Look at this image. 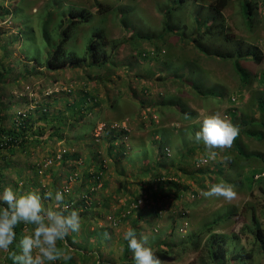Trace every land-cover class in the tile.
Returning a JSON list of instances; mask_svg holds the SVG:
<instances>
[{"label":"rangeland","instance_id":"rangeland-1","mask_svg":"<svg viewBox=\"0 0 264 264\" xmlns=\"http://www.w3.org/2000/svg\"><path fill=\"white\" fill-rule=\"evenodd\" d=\"M48 1L0 0V129L8 139V132L15 122L24 119L21 116L28 120L26 132L18 136L14 144L18 148L7 155L6 162L0 163V169L6 170L2 186H11L21 193L37 192L45 207L54 203L46 196L48 192L54 194L60 190L64 192L65 200L72 196L74 204L81 203L80 191L90 194V199L84 202L88 209L82 210L81 227L75 232L74 243L85 244L87 232L93 228H106L108 235L102 232L97 237V244L96 240H91L92 261L131 264L132 253L125 256L121 245L127 243L123 233L131 227L137 228L138 236L149 238L148 246L162 264H202L203 245L214 236L225 246V256L247 254L251 264H264V257L250 255L256 245L254 230L262 232L264 238V141L240 135L242 152L258 155L257 162L249 160V166H241L245 158L237 155L234 141L229 148L217 149L215 159H209L207 151L206 155L197 151L198 144L193 138L199 130L198 121L203 115L213 113L237 127L241 122L247 124L240 129L264 133V116L259 111V101L264 104V61L260 64L249 59L240 61L245 72L240 76L227 60L196 55L191 48L183 51L185 38L179 37L178 41L177 36L167 35L165 44L157 47L164 50L163 59L174 58V65L141 62L148 73L147 77L144 73L146 83L139 86L134 81L133 71L128 75L125 67L120 65L118 70L112 71V80L106 84L95 83L99 72L85 65L48 71L43 62L49 48L41 38L40 25ZM203 1L199 3L205 7L201 12H207L217 0ZM70 2L94 12L93 0H66L64 6ZM113 2L117 4L115 0ZM169 2L173 7L179 5L175 0ZM257 2L261 8L251 25L243 18L239 0H226L220 16L231 40L243 41L264 54V1ZM20 3L29 17L24 13L15 18L11 13L6 14L19 8ZM121 3L137 7H131V10L142 18L146 30L160 31L166 11L159 9L164 0H121ZM115 16L124 19L126 13L120 8L115 11ZM191 16L187 12L180 22L187 17L191 20ZM53 25L47 29L48 39L53 37ZM107 28L112 39L120 37V31L111 19ZM27 32L31 35H24ZM202 43L214 49L228 47L215 32L209 38L203 37ZM83 44L81 39L71 41L69 48L80 52ZM142 48L148 52L154 49L147 45ZM232 48L230 45L226 50L233 51ZM115 50L114 57L123 62L127 61L125 57L135 53L129 45L118 46ZM35 54L42 65L32 62ZM183 55L185 60L198 56L196 62L202 77H193L182 61L175 60ZM30 63L27 69L24 68ZM199 82L206 88L218 87L216 95L208 97L204 95L206 92L199 93L191 87ZM145 86L148 91H141ZM131 90L137 95L142 93L139 98L144 100L146 107L141 111L139 98H134ZM81 92L97 98L98 105L88 102L86 96L82 99ZM117 103L119 113L113 115L111 108ZM87 106L98 108L95 113H86ZM77 109L78 116H75L72 111ZM64 117L66 120L62 122ZM120 125L127 132L122 141L124 152L133 163L124 160L129 164L124 162L114 166L107 156L106 135L102 131L104 128L119 129ZM198 143L200 147L204 146L202 142ZM117 145L118 142L110 143V153L115 158L118 156ZM103 162L106 172L102 182L94 184L87 174ZM176 166H188L187 177ZM144 167L147 175L141 174ZM197 170L205 173L194 184L192 178H198L194 173ZM215 183L231 185L236 197L229 201L201 195L202 190ZM106 202L108 207L103 209ZM100 204L102 208L99 209ZM135 206L144 208L142 216L134 214ZM125 211L130 217L118 219L117 216H122ZM146 212H149L148 216ZM214 220H217L216 225L211 224ZM31 228L27 226L28 231ZM21 232L18 240L27 234L24 225H21ZM188 237L200 245L191 246L186 240ZM59 242L57 248L67 252ZM164 252L168 255H163ZM7 257L8 253L0 252V264H9L10 259L5 260ZM234 263L237 259L226 260V264Z\"/></svg>","mask_w":264,"mask_h":264},{"label":"trees","instance_id":"trees-1","mask_svg":"<svg viewBox=\"0 0 264 264\" xmlns=\"http://www.w3.org/2000/svg\"><path fill=\"white\" fill-rule=\"evenodd\" d=\"M4 1V0H3ZM66 0H49L44 5V12L43 15L40 18V25L41 28V38L44 42V45L49 48L46 54V60L43 62V65L45 66V69L48 71H56V70H62L69 67H80L85 65V67L98 71V77L94 80L97 84H106L109 83L112 80L113 74L112 71L118 70V66L120 65L122 68L125 67L126 74L130 75V73L133 71L134 73V81L137 82L136 85H140L142 83H146V77H147V69L144 70V66L142 63L145 62H158L163 65H167V67H172L174 64H172L173 59L167 58L163 59L164 50L157 47V45H164L166 42L167 35H175L178 38V41H180L179 37L185 38V47L183 48V51L185 49H192L195 50L196 55H201L204 57H217L222 59L223 61H228L232 64L233 68L238 72L240 76H244L245 72L243 68L240 66L239 62L245 59H249L255 64H260L264 61V54L259 52L256 47L250 46L245 44L243 41L240 40H231L229 37V33H227V28L225 26V21L221 18V10L226 6V0H217L216 3H213L212 6L209 7V10L207 12H201L202 7L205 9L204 6H200V2H204L203 0H175L178 1V6L175 5L173 7V3H170L169 0H164V5H160L159 11H166L164 12V17L162 18V26L160 31H157L156 29L152 31L146 30V26H144V21L142 18H140L139 15H136L135 12L131 10V7H136L135 5L125 4L121 3V0H115L117 4L111 0H93V3L91 4L92 9H94V14L86 9L85 6H79L75 3H69L67 6H64ZM242 2L241 9L243 18L246 22H248L250 25L252 21L255 19V16L259 13V9L261 7L258 6V0H239ZM264 1V0H263ZM264 3V2H263ZM20 7L14 9L13 11H7L6 14L11 13L12 17L15 18L18 15L22 16L24 13L25 17H29L26 13V9L22 6V3H20ZM205 5V4H203ZM264 5V4H263ZM123 8L124 12L126 13V16L124 19L116 18L115 11L117 9ZM137 8V7H136ZM197 9H199L197 11ZM192 10V11H191ZM175 12V13H174ZM188 12V14L191 16V20H189V17H187L184 21L188 22H180V19ZM183 14V15H180ZM193 15H195L193 17ZM18 16V17H19ZM177 16V17H175ZM193 17V18H192ZM109 19H111L117 28L120 31V37L116 40L112 39L109 36L108 28H107V22H109ZM132 21L136 22L133 23ZM176 22V23H173ZM52 23L54 29L53 37L51 39H48L46 36V32L48 28H51ZM137 23L140 24V26H137ZM210 26L208 27V24ZM133 26H135V29ZM204 28V29H203ZM136 30V31H134ZM82 32L79 34L78 32ZM216 33L217 35L221 36L222 40L225 42L223 45H227L228 47L223 48L221 46H217V49H214L212 47H209L207 44L202 43V38L207 37L209 38V35L211 33ZM180 33H183V35L180 36ZM31 35L30 32L24 33V35ZM228 34V37H227ZM79 39L84 41L82 51L76 52L69 48V42L71 41H78ZM143 42V43H142ZM227 43V44H226ZM132 46V48L135 49V53L130 54L129 57H125L127 61L123 62L120 60H117L114 57V51L115 49L120 46ZM144 45L153 47L154 49L152 51H145L142 47ZM230 45L233 46L232 50H226L230 48ZM141 47V48H140ZM221 47V48H219ZM110 49V50H108ZM163 51V53H162ZM4 57V56H3ZM183 57V58H182ZM198 56L193 60H185L184 55L181 56V58L177 57L175 60L182 61L183 64L188 67V72L190 75H193V77H202L199 67H198ZM177 61V62H178ZM32 62H34L37 65H42V63L39 60V56L37 54L34 55ZM142 62V63H141ZM31 65L27 64L24 66V68L27 69V67ZM34 70V66L31 68V71ZM143 71V72H142ZM146 77H145V74ZM199 75V76H198ZM132 76V75H131ZM200 79V78H199ZM242 80V79H241ZM162 81V80H161ZM200 83V82H199ZM243 83V82H242ZM114 84H110L111 87ZM191 87H193L195 90H197L199 93H204L205 96L208 97H214L216 94L215 92L218 91V87L212 86L211 88H206L205 85H202L201 83L197 85L196 83L193 84ZM141 89V88H140ZM143 92H147L148 89L145 87H142ZM82 99L87 97L88 102L98 105L96 102V99L93 98L89 93L81 92ZM131 95L138 99L139 96L142 95L140 93L137 95V92L135 90H131ZM79 101V100H78ZM139 110L141 111L146 107V104H144V100L139 98ZM87 102V103H88ZM96 104H95V103ZM168 101L167 103H169ZM82 102L79 101V104ZM86 108V113H95V110L98 107H89ZM113 115L117 114L118 111V103L116 105H112ZM121 110V109H120ZM259 111L261 115L264 116V104L259 101ZM74 115L78 116V109L76 112L74 110L72 111ZM81 116V115H80ZM23 120L20 122L16 121L14 124V128L9 131L8 139L4 137L3 131L0 129V163L6 162V157L8 154H13L14 151L18 148L16 145H14L18 139V136L22 135L27 130V123L28 120L25 118V116H21ZM82 117V116H81ZM263 118H261L262 120ZM66 120V117H64L61 121L64 122ZM262 123V122H260ZM264 124V122H263ZM240 126H246L244 122H241L239 124ZM251 125V124H250ZM234 126L237 127L235 124ZM239 129V134L234 140V146L237 151V155L239 157H244L245 160L241 164L245 166H249V160H252L254 162L258 161V155L256 154H244L240 147V135H244L246 138H252L256 141H264V133L260 132V130H254L249 131L248 129ZM92 128V127H91ZM119 129L116 128H107L103 129V133H105L107 147H106V153L108 158L111 160V163H113L114 166L121 165V163H124L126 161L133 163V160L129 155H127L125 151V148L123 146V137L127 135V132L125 130L121 129V126H118ZM111 142H118V145L116 146V153L117 157L111 156ZM197 151L205 152L207 151L205 147L199 145L197 142ZM233 144V143H232ZM203 148V149H202ZM160 149V147H159ZM202 149V150H200ZM217 151V149L215 150ZM76 158V157H74ZM126 160V161H124ZM126 162V163H128ZM129 164V163H128ZM226 164V162L224 163ZM223 164V165H224ZM222 165V166H223ZM230 165V163H229ZM146 166V165H144ZM179 167L181 171H184V176L187 177V173H189L188 166H176ZM95 171L91 172L90 174H87L88 177H91L93 180L92 182L94 184H97L102 182V176L104 172H106V168L104 167V162L99 164L98 166H95ZM145 168L142 169L141 174L147 175V172L145 171ZM5 169H0V187H2V180L5 177ZM196 174V177H198L196 180L194 179V176L192 178L194 184H196V181H198L200 175H204V171L197 170L194 172ZM150 175V173H148ZM69 179V178H68ZM164 185H169L168 183H164ZM151 190V189H150ZM149 190V191H150ZM64 191V190H63ZM89 191V190H88ZM62 192V191H61ZM64 193V192H63ZM76 195V194H75ZM82 199L77 203H73L72 196L69 197L67 200H65V203L72 209L79 210V215L81 217V214H83L82 210H86L87 205H84L85 200L90 199V194H82V191L78 194ZM49 199V198H48ZM83 208L80 210V208ZM108 207V202H106L103 206L104 208ZM102 208V204L99 205V209ZM143 215V209H141L138 206H135V212L134 214L138 216V214ZM149 212H146V215L148 216ZM130 216L126 214V211L122 216H117L118 219L125 220L126 218H129ZM217 220H214L211 224L216 225ZM135 226V223H133ZM100 227V226H99ZM212 228V226H211ZM137 230V228H134ZM208 229V228H207ZM90 233H86L85 236V244L80 243H74L75 240V232L70 233L67 237L66 241H60L59 244L63 246L64 249L67 250V252H70L72 255V259L68 262H62L63 264H104L105 262H98V261H92L93 253L92 250L93 245L91 244V240H96V244L98 243L97 237L101 235L102 232H105L107 234V229L104 228L102 230H94L91 229ZM17 233V240L21 232V225L17 226L16 228ZM253 238L255 240V247L254 250L250 253L252 257L255 256H262L264 257V238L262 237V232L257 231L256 229L253 232ZM91 237V239H88ZM189 241V244L194 247H198L200 244L197 241H194L191 239V237H188L186 239ZM87 241H90L87 243ZM123 250V254L125 256L130 253L127 247V243L121 244ZM150 247V246H149ZM203 254H202V264H226V260L230 259L231 261H234L237 259V263L234 264H251L250 256L247 254L244 256V254H235L233 255L230 253L228 256H225V246L221 245L220 241L217 240L214 237H212L208 242H206L205 245H203L202 248ZM163 254V253H162ZM163 255H168L164 252ZM98 256V254H97ZM157 257V256H156ZM8 257L5 259L8 262ZM91 260V261H90ZM58 263V261H57ZM9 264H12V261L9 260ZM131 264H134V260Z\"/></svg>","mask_w":264,"mask_h":264},{"label":"clouds","instance_id":"clouds-1","mask_svg":"<svg viewBox=\"0 0 264 264\" xmlns=\"http://www.w3.org/2000/svg\"><path fill=\"white\" fill-rule=\"evenodd\" d=\"M199 130L194 140L202 142L209 159H215L216 149L231 147L239 134L238 127L222 119L218 113L205 114L198 121ZM205 198L217 197L232 200L236 192L225 183L212 184L202 190ZM54 200L51 207H45L37 192H18L11 186L0 187V252L8 253L12 264H55L72 259L70 252L57 248V241H66L70 233L79 231L81 219L78 210L65 203V195L60 190L46 193ZM141 209H144L140 207ZM25 226V234L17 240L16 228ZM32 226L31 231L27 226ZM147 236H138L134 228H127L123 240L127 242L134 264H162L152 248L148 246Z\"/></svg>","mask_w":264,"mask_h":264},{"label":"crops","instance_id":"crops-1","mask_svg":"<svg viewBox=\"0 0 264 264\" xmlns=\"http://www.w3.org/2000/svg\"><path fill=\"white\" fill-rule=\"evenodd\" d=\"M120 126H121V125H120ZM141 143H142V145H143V142H141ZM130 148H131V146H130L128 149H130ZM145 148H146V146L143 145V149H145ZM130 151H131V149H130ZM130 151H129V152H130ZM136 153H138V152H136ZM203 153L205 154V152H203ZM205 155H206V154H205ZM202 158H203V157H202Z\"/></svg>","mask_w":264,"mask_h":264}]
</instances>
